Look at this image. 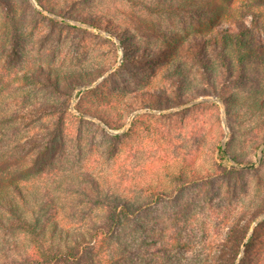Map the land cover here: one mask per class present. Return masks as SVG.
<instances>
[{"label": "rangeland", "instance_id": "rangeland-1", "mask_svg": "<svg viewBox=\"0 0 264 264\" xmlns=\"http://www.w3.org/2000/svg\"><path fill=\"white\" fill-rule=\"evenodd\" d=\"M257 1L47 0L58 15L35 0H0V182H19L25 200L8 190L7 196L46 228V246L65 248L72 240L50 232L55 223L70 232L99 225L105 210L98 197L142 203L149 200L148 186L168 197L146 206L119 232L99 264H209L228 255L219 251V243L235 217L253 222V228L263 220L264 214L254 212L264 201V110L253 104V94L264 93V62L249 64L244 82L232 87L246 101L230 108V125L223 101L195 97L202 82L194 63L182 56L214 26L236 29L243 22L264 43V5ZM256 13L260 17L254 20ZM87 16L93 23L81 21ZM121 34L133 47L155 51L154 59L128 60ZM177 65L184 73L185 103L163 111L139 108L134 97L140 92L167 88L176 93L167 78ZM215 65L217 76L221 68ZM42 70L61 80L88 73L92 82L67 90V97L27 83L26 74L39 76ZM90 88L111 100L83 103L112 113L122 102L132 103V111L120 107L127 122L123 129L111 130L90 116L79 120L76 108ZM41 103L54 108L25 116ZM62 113L67 116L63 142L51 164L39 169L46 132ZM116 134L115 150L107 135ZM218 146L227 159L220 160ZM229 152L238 156V164L256 167L235 166ZM232 165L242 172L228 174ZM180 172L212 178L179 187L174 177ZM37 244L26 232L6 235L0 229V262L24 259ZM254 264H264V251Z\"/></svg>", "mask_w": 264, "mask_h": 264}, {"label": "trees", "instance_id": "trees-1", "mask_svg": "<svg viewBox=\"0 0 264 264\" xmlns=\"http://www.w3.org/2000/svg\"><path fill=\"white\" fill-rule=\"evenodd\" d=\"M36 3L45 10L56 12L60 15L59 11H55L50 8L47 0H35ZM259 4L264 5V0H258ZM260 17L257 13L253 14V19ZM92 18V17H90ZM98 20L99 18H92ZM58 22L56 20H53ZM81 21L86 23H93L89 20V17L81 18ZM61 23V21H59ZM98 26H105L104 20H98ZM121 41L124 52L128 60L135 61L141 59L142 61H148L154 59L155 51L143 52L139 50L129 42L126 35L121 34L118 36ZM195 44L188 46L183 52L182 56L191 62L197 68V73L202 82L201 86L196 88L195 97H207L214 96L218 100L224 102L227 110V119L231 125L232 118L230 114V108L235 106L243 98L236 96L231 91L233 86H240V83L244 82L246 77V68L249 64L264 62V43L261 40H257L254 36L252 26L241 22L236 29L233 27H220L214 26L207 36L197 38L194 41ZM139 51H142L140 53ZM136 54H143L141 57ZM217 62L220 69V74L216 76L215 63ZM87 75L77 72L72 76H64L61 80L55 77L49 70L40 71L39 76L33 74L28 76L26 74L27 83H35L38 86L46 87L47 89H53L60 95H66L67 90H73L75 87L84 86L87 82H92ZM184 74L181 71V66L177 65L173 70L168 73V80L172 85L176 86V93L172 95L167 88L155 89L154 91L147 90L137 94L134 99L141 109H150L155 111H163L173 108L175 105H182L185 103V79L182 77ZM87 81V82H85ZM64 82L65 85L62 84ZM89 83V84H90ZM99 89L90 88L82 93L80 101L77 106V111L80 116L79 120H83L81 116H90L96 118L103 125L111 130L118 131L123 129L127 122L122 119L123 107L127 110L132 108V103L127 106L126 102H122L121 106L113 107V113L97 106L83 103L86 99H96L98 102H108L111 97L105 93L98 91ZM70 98V95H69ZM253 104L259 110H264V93L256 92L253 94ZM70 101V100H69ZM243 101H246L243 99ZM132 105V106H131ZM219 111L218 104L213 103ZM63 106V104H62ZM254 106V107H255ZM49 108H54L48 103H41L40 105L30 108L29 113L25 116L33 117L32 112L42 111L48 113ZM68 106L65 105V108ZM130 111V112H131ZM68 113V112H67ZM56 117V116H54ZM219 120L220 115L218 114ZM66 114L62 113L57 115L54 125L46 132L48 141L44 150L41 151L42 164L39 169H45L51 164L54 157V152L61 146L64 139V131L66 127ZM112 141V147L116 150V142L120 140V135H107ZM262 143L257 145L259 148ZM264 151V149H263ZM231 153V152H229ZM218 154L220 160H225L228 154L220 146H218ZM232 154V153H231ZM232 157L236 163H240L238 156L232 154ZM227 168H222L221 173H225ZM242 172L240 168L231 166L228 174ZM227 174V173H225ZM211 176H202L200 174H192L190 177L186 176L183 172H180L174 177V181L179 187L204 182ZM13 192L21 201L25 200L23 189L19 182L14 179H5L3 183L0 182V229L4 231L6 235H13L16 232L28 233L32 240L38 243L33 249L30 256L21 260H13L12 262H0V264H99L100 258L103 255L107 244L114 240L118 236L119 232L124 230L129 224H131L139 214L152 203H158L165 201L168 197L167 194L161 191L155 190L152 186H148L145 191L148 193L149 200L142 203H134L129 200L122 199L120 197H98L95 201L97 204L104 208L105 216L103 221L99 225H95L89 230L70 232L59 228L58 223H55L50 229V232L59 234L60 237L65 239L70 237L71 242L66 243L65 248L46 246L48 242V231L45 227L41 228L40 221L37 219L31 221L27 217V213L24 212L17 204L16 200L7 196L8 191ZM150 201V202H149ZM260 207L256 212L258 215L264 214V201L260 203ZM253 222H247L243 216H237L233 219V222L227 226V232L223 239L219 243V251L227 253L226 257H219L214 262L209 264H254L256 257L264 251V218L254 228ZM251 233V235H250ZM244 250V258L238 259L242 251Z\"/></svg>", "mask_w": 264, "mask_h": 264}, {"label": "water", "instance_id": "water-1", "mask_svg": "<svg viewBox=\"0 0 264 264\" xmlns=\"http://www.w3.org/2000/svg\"><path fill=\"white\" fill-rule=\"evenodd\" d=\"M235 166H237V167H241V168H244V169H249V168H254V167H256V164H254V165H252V166H248V165H240V164L236 163Z\"/></svg>", "mask_w": 264, "mask_h": 264}]
</instances>
